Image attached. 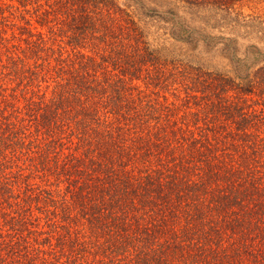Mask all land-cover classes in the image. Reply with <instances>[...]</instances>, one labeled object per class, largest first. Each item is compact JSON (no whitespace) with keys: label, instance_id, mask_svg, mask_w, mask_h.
<instances>
[{"label":"trees","instance_id":"obj_1","mask_svg":"<svg viewBox=\"0 0 264 264\" xmlns=\"http://www.w3.org/2000/svg\"><path fill=\"white\" fill-rule=\"evenodd\" d=\"M241 6L0 0V264H264V9Z\"/></svg>","mask_w":264,"mask_h":264},{"label":"rangeland","instance_id":"obj_2","mask_svg":"<svg viewBox=\"0 0 264 264\" xmlns=\"http://www.w3.org/2000/svg\"><path fill=\"white\" fill-rule=\"evenodd\" d=\"M241 4L245 13H252L253 10L259 11L264 9V0H241ZM215 65L220 69H226L222 58L216 59Z\"/></svg>","mask_w":264,"mask_h":264}]
</instances>
